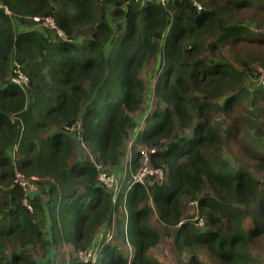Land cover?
I'll use <instances>...</instances> for the list:
<instances>
[{"label":"trees","instance_id":"obj_1","mask_svg":"<svg viewBox=\"0 0 264 264\" xmlns=\"http://www.w3.org/2000/svg\"><path fill=\"white\" fill-rule=\"evenodd\" d=\"M196 1L200 13L191 0L166 6L158 0H0V264H36L24 252L27 247L39 246L44 256L48 246L61 244L86 251L113 208L123 204L128 213L123 235L135 249L134 264H163L149 255L160 242L151 226L155 211L167 229L178 228L175 245L189 257L187 264H204L201 250L215 264H261L250 248L264 249V185L249 168L264 173V142L248 137L253 125L242 111L250 98L255 113L264 114V86L252 68H264V0ZM247 13L263 32L247 25L242 16ZM36 17L51 18L65 38L38 27ZM15 20H30L32 29L19 32ZM86 27L91 37L83 45L77 38ZM116 31L122 38L106 53ZM204 38L216 41L202 58ZM223 46L242 59L244 72L216 59ZM154 59L164 62L154 91L167 108L146 116L136 144L156 150L151 166L165 169L166 178L159 183L150 177L130 190L126 184L114 204L93 163L75 159L80 141L67 129L80 123L88 148L105 165H118L125 140L140 124L133 115L145 100L141 73ZM14 61L29 78L26 93L12 83ZM54 127L57 132L45 138ZM224 147L235 148L244 166L233 168ZM141 156L137 152L131 160L129 181L142 167ZM17 171L42 181L30 199L33 211L15 184ZM207 187L210 193L203 194ZM41 193L50 199L47 240L37 223L44 212ZM201 195L205 230L182 222L183 199ZM249 217L252 229L245 227ZM97 260L128 263L111 245Z\"/></svg>","mask_w":264,"mask_h":264},{"label":"rangeland","instance_id":"obj_2","mask_svg":"<svg viewBox=\"0 0 264 264\" xmlns=\"http://www.w3.org/2000/svg\"><path fill=\"white\" fill-rule=\"evenodd\" d=\"M148 0H144V4L147 3ZM173 14V13H172ZM99 16V13H98ZM242 16L244 17L245 21L247 22V25L250 26L251 29L258 31V32H263L262 29H260V25L252 20V17L247 13V14H242ZM108 17L110 19L111 17V11H108ZM111 21V20H110ZM38 27H43L42 25L38 26ZM113 28L115 29V25L113 26ZM122 31H116L115 33V39L112 42L111 47L107 46L106 48V53H111V50L114 46H116L121 38H122ZM91 37V31H90V27H86L84 29L81 30V32H79L78 34V38H77V42L85 45L87 43V41L90 39ZM201 41L199 43L200 46V55L202 58L204 57H208L210 56L209 53V44L211 42L216 41V38H210V39H206ZM188 50L192 49V45L188 44L187 46ZM219 53H216L217 56L216 59L218 58H223L226 62H229L232 66L234 65L237 69H240L244 72V69L242 67V59L237 57L235 55V53L232 52V50H230L227 46H223L221 47V49H219ZM220 60V59H218ZM163 67H164V62L161 59H154L152 62H150L149 64H147L144 68V70L141 73V79L145 85V100L142 106L141 111L137 112L136 114H134V120L137 121L138 123H141L140 128L143 127L144 123H145V118L146 116L151 115L152 113H154V111L157 108H162L165 109L167 108V105L160 102L156 96H155V87L158 83L159 80H162V75H163ZM252 68L257 70V73H262L264 72V68L261 67L260 64H255L254 66H252ZM246 74L248 72H245ZM84 87L91 91L90 88V84L89 83H84ZM220 99H218L216 102H218ZM243 107H245V111H242L243 117L246 116L247 119H249V121H251L253 128L251 129V131L248 134V137H253L254 140H262L264 142V114L262 113V116L260 114L255 113L253 107H252V101L250 98L245 99L243 102ZM197 122V119L195 120ZM135 130H133V132L131 133V137L129 136L126 140H125V146L121 149L122 151V158H121V165L119 167V171H122L124 169L125 163H127L128 159L130 160L131 158H133L134 154H136L137 152L142 153L146 152L148 150V148L143 147V146H139L136 144V142H132V138L135 135ZM180 131V130H179ZM178 131V132H179ZM258 132V135H256V133ZM186 134H188V137L191 136L192 131L191 130H187ZM81 145V151L83 152L84 156L87 157L95 166V163L97 164H102V161L100 160L99 156L97 154H95L94 152H92L88 146L83 142H80ZM142 155V154H141ZM237 157V150L235 148L232 147H224V158L227 160V162L229 164H231L234 167H239V166H244L243 162L236 158ZM142 156H141V161L140 164L142 166ZM106 170L110 171L112 173V170H114L113 166H111L109 164V166L106 164H104ZM250 172L254 175V177L262 184L264 185V173H260L257 172L254 168H249ZM38 181L42 182L41 179L37 178ZM127 181H128V175L126 176ZM133 181V177L131 179V181H128L127 184L129 185L130 183H132ZM38 182V183H40ZM163 182V181H159ZM148 183V181H146V184ZM210 193V189L207 187L204 189L203 194H209ZM203 198V195L199 196L197 200ZM192 202V200L187 199L185 202V207L183 209V213L185 214L184 218H186V223H191V219L193 218L192 216V210L189 206V204ZM122 214L119 212V217L121 218ZM155 228L160 231L161 234H163L162 236V242L159 246L155 247L154 249H152L150 251V256H155L158 259H160L161 261L164 262V264H187L188 261V256L186 255H180L177 252L176 249V245H175V237H174V231L167 233L162 232L159 227L158 224L155 222L154 224ZM245 227L246 229H252L254 227L253 224V219L252 217H249L245 220ZM177 230V228H174ZM206 226L201 229V230H205ZM122 253L127 256V247L126 245L122 244L120 246ZM250 251L253 255L254 258H256L261 264H264V249H261L257 246H252L250 248ZM68 253V251L66 249H58L57 250V257L56 260L54 261V263L52 264H61L63 257H65V255ZM71 253V252H70ZM199 259L204 263V264H215L211 258L206 254V252L204 251H199ZM62 255V257H61ZM76 258H77V254H76Z\"/></svg>","mask_w":264,"mask_h":264},{"label":"built area","instance_id":"obj_3","mask_svg":"<svg viewBox=\"0 0 264 264\" xmlns=\"http://www.w3.org/2000/svg\"><path fill=\"white\" fill-rule=\"evenodd\" d=\"M135 3H143L144 0H131ZM171 0H158L160 4L163 6H166ZM193 2V5L197 9V11L200 13L203 9L202 5L197 2L196 0H191ZM5 13L7 15H10V12L8 9L4 8ZM32 22H34L37 25H42V28L49 29L51 31H56L58 37L61 39L65 38V35L63 32H61L58 27L56 26L55 22L51 18H33ZM11 80L12 83L17 85L23 92H27V89L29 88L30 81L27 76V74L23 70V66L19 64L18 62L14 61L12 70H11ZM258 83L264 86V72L259 73L257 76ZM81 130H82V125L80 123H77V126L73 128L67 129L69 132H77V136L79 138L80 142H83V138L81 136ZM18 147L16 146L14 148L15 153L17 152ZM156 153L155 149H148L146 152L142 151V167L139 170V172L133 176V181L132 183L129 184L128 190H130L131 186L134 185L135 183H140L145 185L147 178L153 177L156 181H164L166 178V170L161 168V169H154L151 166L150 162V156L152 154ZM96 170L98 172V182L103 187V189L107 192L110 193L112 196V201L114 204L117 203V201L120 198V195L123 192L124 186L123 184L119 181V179L111 173L110 171L106 170L104 163L103 165L95 163ZM38 179L36 177H28L25 174H23L20 171L16 172V179H15V184L20 187L24 194V200L23 203L26 205L30 211H33L31 205H30V199L32 198L33 195L39 193V184H38ZM192 212L193 218L191 219V222L195 224V226L201 230L206 226V220L204 217L200 216V205L198 200H194L189 204ZM123 211L125 215H127V211L125 206L123 207ZM126 229H127V224H126ZM125 229V230H126ZM117 237L115 233L110 234L109 237L105 239V242L103 245H99L96 248H90L86 251L78 252L77 253V259L81 262H84L86 264H97V259L99 258V254L101 250L103 249L104 246L110 245L113 240ZM124 245L127 247V256H125V259L127 260V264H134V259H135V249L134 247L130 244L129 240L127 237L124 240ZM121 250V248H120Z\"/></svg>","mask_w":264,"mask_h":264},{"label":"crops","instance_id":"obj_4","mask_svg":"<svg viewBox=\"0 0 264 264\" xmlns=\"http://www.w3.org/2000/svg\"><path fill=\"white\" fill-rule=\"evenodd\" d=\"M30 22L31 21L28 20L27 23H22L20 21L15 20V25L17 27V30L19 32L23 33V32H28V31H30L32 29V28H30L28 26L29 24L32 23V22L31 23ZM33 28H34V26H33ZM78 34H79V32H78ZM140 125H141V123L139 125L137 124V128L134 131L135 135L132 138V140H133L132 142L133 143L136 142V138H137L138 132L143 129V127L140 128ZM56 130H57V128H55V127L52 128L50 133L45 135V138H47V137H49V135H52L55 132H57ZM132 132H133V130H132ZM132 132H130V135H129L130 137H131V133ZM81 150H82L81 147L80 148H76L75 159H77V161H79V162H82V161H85V160H89L87 157L84 156V154H83V152ZM17 158H19V156H17ZM131 160H132V158L130 160L128 159V161H127V163H125L124 169L122 171H119V167L121 165L120 164L121 163V159H120V163L118 165H116V166H113V165L110 164L114 168V170H112V173L114 175H116V177L119 179V181L123 184L124 187L127 184V182L129 181V179L127 181V179H125V178L129 174V168H130ZM107 165L109 166V164H107ZM37 194H39V193H37ZM38 197L41 200L42 208H44V212H42L41 214H38L37 223H38L39 227H41V230L43 231V233L45 235L44 239L47 240V236H48V234L50 233V230H51V219H50V215H49V212H48V209H47V204L50 202V199L47 196H45L44 194H42V193ZM187 199H189V198H184L183 199V204H185ZM151 205H153V204L151 203ZM123 207H124V204H123V206L121 205V206L113 208V211H112L110 217L108 218V220L97 231L96 235L94 236V239H93V242H92L90 248H96L99 245H103L104 242H105V239L107 237H109L110 234L115 233L117 235V237L113 240V242L110 245L112 247L116 248L121 253V255L125 258V255L120 250V246L122 244H124V240H125L124 235H123L124 229H126L125 226H126V224H128V217L125 215V213L123 211ZM184 207H185V205H184ZM119 212L122 214L121 218L119 217ZM191 212H193V211H191ZM127 215H128V213H127ZM184 216H185V214L183 213L182 222L186 223V218H184ZM155 222L158 224V227H159V229L162 232L166 231L167 233H170V232L174 231V237L176 236L177 230L173 229V228L167 229L161 223V221L159 219V214L157 213V211H155L153 213V215H152L151 226H152L153 230L160 237L159 245L162 242L163 234H161L160 231H158L155 228V226H154ZM120 225H121V227H120ZM127 239L129 240V238H127ZM61 248L62 249H66L68 251V253L65 255V257H63V260H62L61 264H72V262L74 260H77V258H76V254L77 253L74 251V248L71 245H65V244H61V245H58V246H48V248H47L48 252H47L46 256H44V254L41 251L39 246L38 247H27L24 250V252L36 264H52L56 260L57 250L61 249ZM9 249L11 250V248H9ZM152 249H154V248H152ZM150 251H149V255H150ZM61 257H62V255H61ZM153 258L158 260L160 263L164 264V262L161 261L160 259H158L157 257L153 256ZM188 261H189V259H188Z\"/></svg>","mask_w":264,"mask_h":264},{"label":"clouds","instance_id":"obj_5","mask_svg":"<svg viewBox=\"0 0 264 264\" xmlns=\"http://www.w3.org/2000/svg\"><path fill=\"white\" fill-rule=\"evenodd\" d=\"M193 223V222H192Z\"/></svg>","mask_w":264,"mask_h":264}]
</instances>
